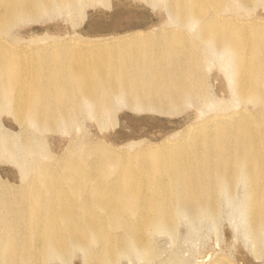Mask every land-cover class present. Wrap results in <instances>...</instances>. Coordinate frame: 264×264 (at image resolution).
<instances>
[{
	"label": "bare ground",
	"instance_id": "1",
	"mask_svg": "<svg viewBox=\"0 0 264 264\" xmlns=\"http://www.w3.org/2000/svg\"><path fill=\"white\" fill-rule=\"evenodd\" d=\"M105 1L0 0V165L17 173L16 182L0 175V264H71L76 251L81 264L132 256L158 264L153 234L175 236L184 216L216 224L218 192L231 200L240 183L247 233L262 244L264 20L236 17L260 0H161L177 27L196 29L193 36L134 30L32 47L10 33L19 23ZM214 64L241 108L197 117L175 137L179 144L131 141L114 149L83 134L60 156L48 151L46 135H71L83 114L103 131L117 122L120 105L174 117L190 104H209L206 72ZM4 114L17 131L3 126Z\"/></svg>",
	"mask_w": 264,
	"mask_h": 264
},
{
	"label": "rangeland",
	"instance_id": "2",
	"mask_svg": "<svg viewBox=\"0 0 264 264\" xmlns=\"http://www.w3.org/2000/svg\"><path fill=\"white\" fill-rule=\"evenodd\" d=\"M93 4H87L83 9H73L70 13L55 12L50 16H43L38 21L19 23L20 25L13 27L10 33L22 43V46L29 44V46L36 47L42 46L45 42L51 43L55 39L80 41L97 36L122 35L134 30L158 32L177 29L184 30L192 36L196 32L195 28L177 27V23L169 19L167 7L161 0H156L151 4L146 0H107L104 3L94 2ZM236 17L247 21L264 20V0H260L249 11L239 10ZM4 38L8 39L7 36ZM217 57L215 52L213 58ZM214 65L210 68L211 72H208L210 69L206 72L211 96L209 104H190L182 113L174 117L161 116L152 111H147L148 113L132 111L120 105L115 113L117 122L115 124L108 122L103 131L87 117V114H83L80 127L76 128L78 124L76 123L71 135L60 131L59 133L49 132L46 135L48 151L55 156H60L65 152L71 137L76 140L79 135L83 134L84 136L89 135L92 140H105L104 142L113 145L114 149L118 145L124 146L131 141L140 142L142 145L139 146L156 143L179 144L180 140H175V137L188 124L197 121L200 116L207 117L213 113L238 111L241 108L237 105L234 94L224 78V72L218 64ZM245 108L248 111L253 110L251 105H246ZM4 115L1 117L3 126L17 131L18 127L13 124L10 116ZM121 121L122 125L125 123L132 128L133 135L127 134L126 130L121 128ZM166 140L168 142H165ZM121 148L127 153L135 150V147ZM0 175L10 181H17V173L11 167L0 165ZM243 186L242 183L238 185L231 200L226 199L224 192H218L221 206L220 217L216 224H213L209 217H202L199 222L191 223L189 218L184 216L176 219L175 236H171L168 232L153 234L152 239L156 252L153 262L158 264H173V262L176 264H211L215 261H225L227 264H264V241L260 245L254 244L246 230L249 217L245 208ZM79 256L76 251V257L71 264H81ZM47 264L62 263L53 260ZM119 264H147V262L132 256V258L120 260Z\"/></svg>",
	"mask_w": 264,
	"mask_h": 264
},
{
	"label": "water",
	"instance_id": "3",
	"mask_svg": "<svg viewBox=\"0 0 264 264\" xmlns=\"http://www.w3.org/2000/svg\"><path fill=\"white\" fill-rule=\"evenodd\" d=\"M121 125H122V122H121ZM124 125V124H123ZM121 128L125 129L126 130V133L129 134V135H133L134 134V131L132 130V128L130 126H121Z\"/></svg>",
	"mask_w": 264,
	"mask_h": 264
}]
</instances>
